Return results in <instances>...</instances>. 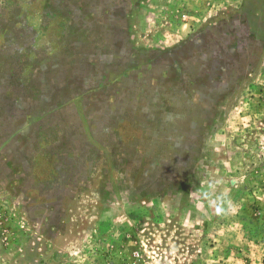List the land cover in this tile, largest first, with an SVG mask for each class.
<instances>
[{
	"label": "rangeland",
	"instance_id": "1",
	"mask_svg": "<svg viewBox=\"0 0 264 264\" xmlns=\"http://www.w3.org/2000/svg\"><path fill=\"white\" fill-rule=\"evenodd\" d=\"M0 264H264V0H0Z\"/></svg>",
	"mask_w": 264,
	"mask_h": 264
}]
</instances>
